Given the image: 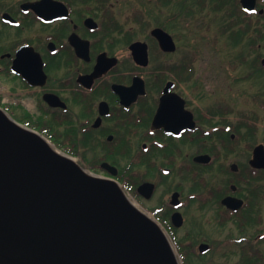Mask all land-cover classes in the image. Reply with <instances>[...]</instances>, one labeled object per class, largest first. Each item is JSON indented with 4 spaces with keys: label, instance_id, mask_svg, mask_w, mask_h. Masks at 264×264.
Instances as JSON below:
<instances>
[{
    "label": "flooded vegetation",
    "instance_id": "obj_1",
    "mask_svg": "<svg viewBox=\"0 0 264 264\" xmlns=\"http://www.w3.org/2000/svg\"><path fill=\"white\" fill-rule=\"evenodd\" d=\"M0 84L19 124L119 183L189 263L264 264V0H0Z\"/></svg>",
    "mask_w": 264,
    "mask_h": 264
},
{
    "label": "water",
    "instance_id": "obj_2",
    "mask_svg": "<svg viewBox=\"0 0 264 264\" xmlns=\"http://www.w3.org/2000/svg\"><path fill=\"white\" fill-rule=\"evenodd\" d=\"M0 264L182 261L118 183L90 174L0 109Z\"/></svg>",
    "mask_w": 264,
    "mask_h": 264
},
{
    "label": "rangeland",
    "instance_id": "obj_3",
    "mask_svg": "<svg viewBox=\"0 0 264 264\" xmlns=\"http://www.w3.org/2000/svg\"><path fill=\"white\" fill-rule=\"evenodd\" d=\"M209 12H210L209 10H206V13H209ZM212 17H214V15ZM211 18L207 20V23L211 24V22H213V20ZM212 26H213V28H215L216 27L215 23H213ZM202 34H203V37L200 38L201 40L199 41V44H200V47H202V49L204 50V53L206 54L205 55V57H206L205 58V61H206L205 63H211L212 64L213 62H211V60H214V58H211V59L209 58L208 60H207V58L208 57H215L216 58V56H214V51H213V49H214L213 45H214L215 30L212 31V32H206V33H202ZM219 47H223V46L219 45ZM212 54H213V56H211ZM3 110L8 111V108L6 106H4ZM177 179H176V177H173V179H170L168 182L172 183V184H176V183L181 182V180H182L180 178V176H178ZM168 190H169V184H167V186H161L159 188V192H158L156 198L152 201V203L150 205L151 206H156V205L159 204V200L161 198L163 199V198L168 197ZM151 215L153 216V214H151ZM156 220L160 224H162L158 219H156ZM178 236L180 238V236H182V232H179ZM190 264H197V263H190Z\"/></svg>",
    "mask_w": 264,
    "mask_h": 264
},
{
    "label": "trees",
    "instance_id": "obj_4",
    "mask_svg": "<svg viewBox=\"0 0 264 264\" xmlns=\"http://www.w3.org/2000/svg\"><path fill=\"white\" fill-rule=\"evenodd\" d=\"M176 246H177V250H178V252H179V254H180L181 258H182L183 264H190L186 260V258L184 257L183 252H182V248L180 247V245L179 244H176Z\"/></svg>",
    "mask_w": 264,
    "mask_h": 264
}]
</instances>
